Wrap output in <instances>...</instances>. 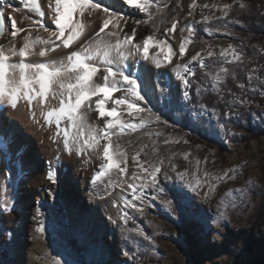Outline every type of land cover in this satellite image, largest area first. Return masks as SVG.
<instances>
[{
	"label": "snow or ice",
	"instance_id": "1",
	"mask_svg": "<svg viewBox=\"0 0 264 264\" xmlns=\"http://www.w3.org/2000/svg\"><path fill=\"white\" fill-rule=\"evenodd\" d=\"M23 3L28 11L39 17L27 27L18 26L17 8L8 5V0H0V114L23 107L34 124L51 132L49 139L56 145V152L81 157L87 165L93 163V158L99 160L98 170L90 183L94 186L103 184L106 189L119 187L121 192L130 190L131 200L123 201L125 208L143 214L144 206H138L135 201L145 205V190L151 189V201L159 200L174 216L179 214L182 219L187 216L209 228L214 225L219 230L216 234L220 235L225 224L230 222L229 207L235 209L246 205L249 189L226 191L224 198L217 204L218 214L207 220L200 215L201 209L187 193H194L205 202L214 200L220 184L234 181L238 174H242L241 165H234L222 173H212L207 170V158L193 157L190 160L192 153L184 152L183 160L189 163L191 170L186 168L179 171L175 163L176 154H163L161 145L187 144L188 141L165 136L158 127H153L168 124L154 110L151 98L156 89L159 87L161 93L157 103L171 102L164 95L168 92V86L153 81V66L157 69L166 68L173 64L174 57L183 60L189 45L193 43L195 24L183 25L181 33L187 32L188 35L181 34L178 49L174 50L169 41L177 38L180 21L175 15L169 18L168 0H124L125 4L144 14L135 18L113 10L112 5L103 0H46L45 8L41 7L39 0H23ZM189 9L187 15L193 18L197 10H200L201 20L196 23L205 24L203 30L209 36L217 32L235 35L228 31L230 12L249 10L250 6L245 0L199 5L197 0H192ZM215 12L222 15L216 16ZM46 14L49 20L47 24L43 20ZM94 14H99V19L94 35L88 37L90 24L86 16ZM6 21L9 22L7 26ZM130 21L133 27L125 32ZM213 21L223 23L207 27ZM235 22L240 23L239 20ZM165 24L170 26L160 35L161 26ZM141 25L151 27L152 33L142 35L137 41V29ZM34 31L46 35L34 36ZM17 37L22 41L19 47ZM202 43L206 45L205 49L192 55L186 63L173 65L175 77L183 86L181 98L185 101L192 98L190 89L193 84L189 77L196 76L195 69L190 66L193 62L201 70H206L210 65L205 63V59L213 61L217 70L205 73L211 75V89L202 87L201 90L214 91L221 99L225 90L228 94L232 93L231 89H222L220 85L226 86L228 78L236 79V68L246 67L244 53L236 45L230 43L227 47H219L217 52L209 41L203 40ZM151 49L157 50L155 54L150 55ZM54 53L57 55L53 56ZM161 53H164L163 58ZM130 58L148 63L142 64L138 72H133L130 70L133 66L128 64ZM256 71L255 68L248 70L249 82ZM237 86L241 89L246 87L244 83H237ZM251 91L257 89L252 88ZM253 102L238 96L234 98L235 104L245 107H250ZM200 108L203 111L205 105L201 104ZM228 109L225 116L236 114L230 105ZM91 113L96 114L94 120L89 119ZM260 120L264 122V115L260 116ZM226 123H219L222 131L226 130ZM136 133L140 141L146 137L151 147L148 143H141L130 155L127 148L132 146L133 141L129 139L127 147L122 141ZM161 137H164L162 141ZM0 141L9 150L15 143L6 125H0ZM130 160L133 167L131 173ZM55 161L58 165L60 157H55ZM19 163L18 170L23 175L22 156ZM243 163L246 165L247 161ZM4 167L8 172L17 171L15 167ZM44 178L52 185L59 183V169L51 159ZM174 179L179 183L170 191L165 182ZM246 183L251 186L253 182L248 180ZM14 211L13 200H5L3 207H0V212ZM37 214L44 216L39 209ZM120 219L126 224L130 219L128 212H123ZM35 232L40 237L45 235L43 219L38 221ZM138 232L144 240L151 242V237L143 229H138ZM123 255L135 259L127 251ZM54 264L74 262L57 259ZM94 264L104 262L100 260Z\"/></svg>",
	"mask_w": 264,
	"mask_h": 264
},
{
	"label": "rangeland",
	"instance_id": "2",
	"mask_svg": "<svg viewBox=\"0 0 264 264\" xmlns=\"http://www.w3.org/2000/svg\"><path fill=\"white\" fill-rule=\"evenodd\" d=\"M103 2L111 4L113 10L118 11L121 14H127L133 18L144 15L143 13H140L139 10L125 4L124 0H103ZM191 2L192 0H171V2H169V6L171 7V4L173 3L172 5L174 7L169 11L168 15H175L180 21L177 26V38L170 39L169 41L173 45L174 50L178 49L181 34L183 36L188 35L187 32L181 33L183 25L195 24V30L197 32L198 25L202 24L196 23V21L201 20L199 9L195 14V18L188 17L187 13L190 10L189 5ZM232 2L233 0H197L198 5L203 3L225 4ZM245 2L248 5L255 4L256 7L264 9V0H245ZM41 7L45 8L43 6ZM207 11L208 10H205V12ZM215 15L220 16L222 13L215 12ZM26 17L27 19H25ZM36 19H39V17L34 12L26 13L21 19L20 26L27 27L30 22L35 21ZM98 19L99 14H94L91 17L86 16V20L90 24L87 33L88 37L94 35ZM43 20L46 23V20H48L47 14ZM52 26L54 27V25ZM169 26L170 24L162 25L160 35H162L164 29ZM131 27H133V25L130 21L124 31L128 32ZM228 31L235 35H224L221 32H217L209 36L206 33L210 38V40L207 41L214 46L216 51H219V47H227L230 43L236 45L235 43L238 42L239 37L234 31H232V28H229ZM151 33V27H139L137 29L136 39L139 41L142 35L146 36ZM22 35L23 33L21 36ZM33 35L44 36L46 33H37L34 31ZM202 41L203 40H196L195 34L193 43L189 45L188 52L183 60H177L174 57L173 64L168 65L166 68L157 69L153 66V81H159L161 86H168V92L164 93V95L171 101L157 103V97L160 96L161 93L159 87L156 89L155 94L151 98L152 104L155 105L154 110L158 111L162 119L168 121V124L159 126L154 125L153 127H158L165 136L180 139L181 141H183V139L186 140L190 139V137H194L195 142H193V144H197V149L193 148L192 143L185 144L181 142L180 144L188 146L189 150L176 153L174 152V149L175 151L177 150L176 144H172L168 145V147L173 146V149H169L167 152L163 153L164 150L161 145V152L163 154H171L173 152L176 154L175 163L178 164L179 171H184L186 168L191 170L189 163L183 160L184 152L192 153L190 160L193 159V157H198L200 159L207 158V170L212 173H222L234 165H241L243 169L242 174H238L237 179L234 181H226L220 184L217 188L216 198L214 200L205 202L194 193H187L201 209L200 215L207 220L208 218H214L218 214L217 204L221 198H224L226 191L235 190L237 188L249 189L246 205H241L235 209L229 207L230 222L225 224L221 234H216L219 230L216 229L214 225H211L209 228L203 226L202 223L198 224L187 216L182 219L179 214L175 216L172 215L159 200H150L152 190L147 189L145 190L146 199L149 200L148 205L151 206L144 207L143 214L135 209L127 208L124 212H128L130 219L126 224L120 219L123 212L113 217V224H116L117 226L122 224L125 226L124 231H127V233L124 231L120 232L119 230L118 232L116 231V233L122 237V249L117 254H110L109 250L103 247L102 244L93 242L91 238L87 239L82 229H73L72 227H67V230L61 229L56 223V215H58V213L50 212L44 213L43 221L46 227L45 235L40 237L38 233L36 234L37 240L39 239L41 241V245L39 247H36L34 244L26 245L27 243L25 241H23L25 242L23 243L24 245H18L17 233L13 225V220L8 224L6 216H9L8 214H10L13 215V217L18 218L21 213L20 205L23 203L22 195L26 194L25 192H22V184L24 186L25 184L30 183L32 175L36 172V170L29 169V161L23 159V175L19 174V171H15L14 173L8 172L5 170V167H3L4 175H2L0 179V183H3L2 185H4L5 188H16L15 186L17 185L15 192L17 198L14 200V207H16L15 211L13 213L0 212V264H20L19 262L21 258H19L18 255L19 250L24 257V255H27V251L31 247L33 248L34 256L30 257L32 264H54V260L57 259L62 261L72 260L74 264H94V262L100 260H103L104 264H236V260H238V264H259L257 257H261L262 260H264V221L257 225L255 224V219L260 209L264 207V122L260 120V116L264 115V82H262L264 81V74L262 73L264 65L262 64V61H257L253 64V68L257 69V71L253 73V79L249 82L250 86L248 91L253 94L258 93V98L257 101L251 103L250 107L235 104L234 101H232L231 107L236 114L231 117L222 116L218 112L208 109L202 111L201 108H196L191 105V99L185 101L181 98L183 86L180 81L176 79L175 69L173 67L176 63H186L192 55L205 49L206 45L202 43ZM21 43L22 41L20 37H17V47L21 46ZM254 45L256 50L264 53L261 44L254 43ZM156 51V49H151L150 55L155 54ZM52 55L55 56V53ZM163 55L164 53H161V58H163ZM209 60L210 59L206 58L205 63L208 64ZM146 63L148 62L131 58L128 60V64L133 66L130 69L133 72H138L140 66ZM190 66L193 67L195 71L199 68L195 62ZM256 77H260V79L258 80ZM192 78L193 77H189L191 81ZM209 85L207 86L211 88V79ZM252 88L257 89V91H251ZM196 92L200 94L203 91L201 90V87H197ZM116 95H119V93ZM244 100L249 101L247 99ZM246 111L249 113V116H244V118L247 117L249 119H244L242 117ZM165 113L171 115L173 122L166 118ZM184 114L190 115L191 120L198 123L204 131H202V133L191 131L188 134L172 133L171 129L173 127L171 126V123L179 126L182 115ZM95 116V113H91L89 119L94 120ZM232 119H235L236 121L242 119L243 121L241 124L243 127H241L240 130H233L230 128L229 121ZM224 121H227L226 130L222 131L219 127V123ZM260 128L263 132H260ZM173 129L175 131L177 128ZM165 131L170 133L167 134ZM232 133L235 134L233 135ZM138 135V133L133 134L131 137H125L124 141H122L125 143L126 147L129 139L133 141L132 146L127 148L130 155L134 150L140 147L141 143H148L151 147V142L148 141L146 137L143 141H140L137 139ZM161 139L163 140L164 137H161L160 140ZM145 151H148V149ZM60 153L63 157H70V167L76 165L78 170L82 173V177L87 175L91 181V178L98 170L100 163L99 160L93 158V163L87 165L81 157L68 156L63 152ZM141 158H144L143 154ZM213 161H215V163H213ZM244 161H247L246 165L243 163ZM1 162L3 166L8 164V168L15 167L17 170L20 168V161L15 163V165L10 162L7 163L4 159L1 160ZM131 171H133V167L130 160L129 172L131 173ZM17 174L19 175V178ZM2 178L7 180L10 179L13 183L5 179L3 180ZM248 180L253 182L251 186L246 183ZM165 183L167 189L172 191L174 185L178 184L179 181L174 179ZM11 188L10 190L13 189ZM98 188L104 189L105 187L103 184H98ZM114 190L115 191L109 193L106 198H113L116 196L114 193L117 195L125 193L128 195V199L131 200L130 190L121 192L119 187H114ZM12 192H14V189ZM3 195L4 194L1 193L0 207H3L4 201L9 198L6 195ZM62 201L65 203L63 198L59 199V208L57 212L62 211ZM69 202L70 203H67V206L78 208V203L77 205H74V198ZM139 205L140 204H138V206ZM67 209L69 208H66V210ZM37 226L38 225H36V227ZM138 229H143L145 233L151 237V242L144 240V238L139 235ZM9 233H11L10 236L8 235ZM125 251L129 252L130 256L134 255L135 259H130L129 256H124L123 252Z\"/></svg>",
	"mask_w": 264,
	"mask_h": 264
},
{
	"label": "bare ground",
	"instance_id": "3",
	"mask_svg": "<svg viewBox=\"0 0 264 264\" xmlns=\"http://www.w3.org/2000/svg\"><path fill=\"white\" fill-rule=\"evenodd\" d=\"M39 3L45 7L46 0H39ZM8 5L17 8L16 18L18 26H20L22 17L26 13H30V11L24 6L23 0H8ZM47 23H49V20H46ZM8 24L9 22L6 21V26ZM143 27V25L140 26V28ZM55 55L57 54L55 53ZM0 125H6L10 129L11 136L15 139L11 150L4 142L0 141V179L4 175V166L1 162L3 159L7 163L10 162L15 165L22 156L24 160L29 161L28 168L36 170L32 175L31 182L24 186L22 184V192L26 194L22 195L23 203L20 205V215L18 218L10 214L6 216L8 224L13 220L18 245H22L25 242L27 243L26 245L34 244L36 247L41 245V241L37 240V233L35 232L38 221L44 218V216L40 217L37 214V209H39L43 213H58L56 215V223L61 229L67 230V227L82 229L87 239L91 238L93 242L102 244L103 247L109 250L110 254L119 253L122 249V237L116 231H124L125 226L113 224V217L127 210L123 201L128 199V195L125 193L118 195L114 193L116 196L113 198H106L109 193L115 191L114 187L107 189L98 188V185L94 186L90 183L87 175L82 177V173L74 165L75 163L73 167H70L69 160L71 158L63 157L60 152L55 151L56 145L49 139L51 132L34 124L25 108L21 107L16 111L9 109L6 114H0ZM17 149L19 150L18 152L16 151ZM57 156L60 157L58 165H56L55 161ZM50 159L53 161V165L59 169V183L55 185L50 184L44 178ZM17 176L19 178L18 174ZM7 181H10V179ZM2 184L0 183V197L2 193L9 197L8 200L14 201L17 198V194H15L17 185L15 186L16 188L12 187L14 189V192H12L13 189L11 187L12 190L9 187L5 188ZM61 198H63L65 203L61 202L62 211L57 212L59 199ZM73 198L74 205L78 203V208L67 206V203H70L69 201H72ZM135 203L141 205L140 201H135ZM148 204L149 200L146 199L144 207ZM66 208H69L67 209L68 211ZM124 232L127 233V231ZM18 255L21 258V260L19 259L20 264H32L30 261V257L33 256L32 247L28 249L27 255H24V257L21 255L20 250Z\"/></svg>",
	"mask_w": 264,
	"mask_h": 264
},
{
	"label": "trees",
	"instance_id": "4",
	"mask_svg": "<svg viewBox=\"0 0 264 264\" xmlns=\"http://www.w3.org/2000/svg\"><path fill=\"white\" fill-rule=\"evenodd\" d=\"M171 2V0H168V3ZM173 4V3H172ZM171 4V7L169 6L168 8V13L169 11L174 7ZM250 9L249 10H233L230 12L229 17H228V29L232 28V31H234L239 39L238 42H236V46L240 48L244 56L246 58V67L244 68H236V79L233 80L231 78H228L226 81V86L225 85H220L222 89H231L232 94H228V92L225 90L223 93V99H221L214 91H203L202 93L198 94L197 87H207L211 89L209 86V81L211 79V75H206L205 73H214L217 68L216 65L213 64L212 60L208 61L207 65H210L209 68L206 70H201L200 68H197L196 71V76L192 78L193 81V87L190 89L191 92V105H193L196 108H200V105L203 104L205 105V109L212 110L218 112L220 115L225 116L224 113L227 112L228 105L231 106V102L234 101V98L236 96L242 98V99H247L251 101H257L258 98V93H251L248 91L249 88V80H248V70L253 69V64L256 63L257 61H262V64L264 65V53L261 51H258L254 48V43H259L261 44L263 50H264V9L260 7H256L255 4L249 5ZM173 16V15H172ZM171 18V16H169ZM239 20L240 23H236L235 21ZM223 23V21H216L212 22V24H208L207 27H213L215 24H220ZM205 28V24H200L197 27V32H196V40H210V38L207 36L206 32L203 30ZM218 52V51H217ZM229 67H233L229 65ZM264 74V70L262 71ZM237 83H244L246 87L244 89H241L237 86ZM209 85V86H207ZM249 95V96H248ZM225 101H227V105L225 104ZM246 111L245 114L242 116H249V113ZM166 118L169 119V121L173 122V119L171 115L165 113ZM164 116V117H165ZM242 118V119H243ZM240 119L239 121H236L235 119H232L229 121V127L232 128L233 130H240L242 126L241 122L243 121ZM244 119H249L245 117ZM170 122V123H171ZM171 126L173 128H177L175 131L172 128L171 132L175 134L179 133H184L188 134L189 132H198L202 133L203 128L200 127L198 123H195L191 120L190 115L184 114L182 115L181 123L180 125H173L171 123ZM260 132H263V130L260 128ZM165 133H170L166 132ZM192 139V141H191ZM189 144L192 143L193 148L197 149V144H193L195 142L194 137H190V139H186ZM197 140V139H196ZM162 141V139H161ZM184 141V139H183ZM177 150L174 152L180 153L185 150H189V147L184 145V144H176ZM182 147V149H181ZM162 149L164 152H167V150L173 149V146H163ZM181 149V150H180ZM173 152V153H174ZM168 154V153H167ZM179 163V162H178ZM264 207L260 209L256 219H255V224L262 223L264 220ZM2 260V257H1ZM236 260V264H238ZM257 261L259 264H264V260H262L261 257H257Z\"/></svg>",
	"mask_w": 264,
	"mask_h": 264
}]
</instances>
